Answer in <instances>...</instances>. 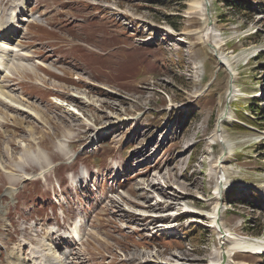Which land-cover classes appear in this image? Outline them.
I'll use <instances>...</instances> for the list:
<instances>
[{
	"label": "rangeland",
	"instance_id": "374dc122",
	"mask_svg": "<svg viewBox=\"0 0 264 264\" xmlns=\"http://www.w3.org/2000/svg\"><path fill=\"white\" fill-rule=\"evenodd\" d=\"M202 1L26 6L18 40L53 69L2 67L30 110L0 100V264H264L230 247L264 243V0Z\"/></svg>",
	"mask_w": 264,
	"mask_h": 264
},
{
	"label": "bare ground",
	"instance_id": "6f19581e",
	"mask_svg": "<svg viewBox=\"0 0 264 264\" xmlns=\"http://www.w3.org/2000/svg\"><path fill=\"white\" fill-rule=\"evenodd\" d=\"M33 1L34 0L15 1L13 3V8L11 9V13L9 15L3 14V16L1 17V20H0V55L5 56V58H6V60L4 62L0 63V100H2L7 106H10L11 108L18 110V111H25V109H29V108H28V106H24L18 98L11 95V92H8L9 91L8 87L3 85V82H4L3 78H9V76H10L8 71H7V73H5V70H7L6 68L4 70L2 69V67L6 66L5 63H12L13 65H16L17 62H19V63H23L25 65H29V63L32 62V63H35L36 65L42 66L43 68L48 66V67L53 69L51 64H45L41 60L33 62V60L35 59L33 56L35 54L34 51L29 50L30 48L27 45L22 44V42L20 40H18L17 33L15 31L17 26L14 23H16V22L26 23V26L31 24L29 27H31L32 24H41L40 22H36V21H39V18L37 16V14L35 15L34 13H32V11H29L30 13H28L26 16L20 15L21 13L24 12V9L26 8V6ZM39 1H41V0H39ZM35 2H36V0H35ZM203 2L204 1H202V0H192L191 5L189 6V8H190L189 10L193 13H194V11L202 10L204 7ZM172 35H176V33H173ZM203 38H204V42L207 41V39L209 38L208 34L206 33V35L203 36ZM16 40H18L16 45H14L12 48H8L7 45L12 44ZM211 50L213 53L215 52V49L213 47H211ZM12 53H14L13 54L14 57L8 59L9 55ZM21 58H24L26 60H21ZM10 59H12V61H15V62H12ZM33 67H37V66H33ZM56 67L57 66H55V69H56ZM15 68H16L15 70L21 71L17 66ZM21 72H25V71L23 70ZM3 73H4V75L2 76ZM20 86L23 88L24 85L21 84ZM25 86H28V85H25ZM33 113H35V112H33ZM0 114H1V112H0ZM36 119H38V118H36ZM215 134H216L215 135L216 137H214V139H215V141L218 142L219 139H221L220 129L216 130ZM226 145H228V144L223 142L221 144V147H223V149L226 150V148H227ZM224 180H226L225 175H224ZM222 182H223V180L221 182L217 183V185L215 187V191L221 192V189L224 188L225 185L227 186L228 181L225 183H222ZM220 192H219V194H220ZM11 194L14 197V194L10 193V195ZM143 206H142V208H144ZM183 208L186 209V211H188V209H189V208H186L185 205ZM216 213H217V208H214L213 211L210 214H208V216H210V218L212 220V221L211 220L210 221L213 225L218 224V222L220 221L219 220L220 215L216 214ZM1 217H2V215L0 213V220H1ZM222 239H224V238L221 237V240ZM230 242H231L230 247H231V249L233 248L232 249L233 251L234 250H240V251L248 252V253L249 252L257 253V252H263L264 251V243H262L263 244L262 245V244H258V243H251L248 240H241V239H239V241L236 239H233ZM45 247H47V249L42 250L43 253L46 252V255L44 256L45 257V263L44 264H68L65 261H61L63 259V257H61L60 259H57L55 251L53 250V248L49 244H46ZM234 255H236V253H234L233 256ZM33 256L35 257V256H37V254L34 253ZM44 257L43 258L40 257V259H44ZM70 257H71V255H70ZM30 259H32V258H30ZM9 260H10V262H9L10 264H25V263H23V260H21V256L16 255L15 253H12L9 256ZM221 260L225 261L226 257L224 255H221V259H220V261H218V264L223 263ZM41 263H43V261Z\"/></svg>",
	"mask_w": 264,
	"mask_h": 264
},
{
	"label": "trees",
	"instance_id": "16d2710c",
	"mask_svg": "<svg viewBox=\"0 0 264 264\" xmlns=\"http://www.w3.org/2000/svg\"><path fill=\"white\" fill-rule=\"evenodd\" d=\"M218 1V0H216ZM223 3L226 4L228 8H232L234 9L235 11H239L240 10V5H238L237 3H234L232 2L231 0H223ZM264 10H262L263 12ZM174 27V26H173ZM175 28V27H174ZM253 113H256V112H253ZM252 195V200L257 202L258 204H263L264 202L262 201L261 198H259L256 194H251ZM245 203H248V202H245Z\"/></svg>",
	"mask_w": 264,
	"mask_h": 264
},
{
	"label": "water",
	"instance_id": "95a60500",
	"mask_svg": "<svg viewBox=\"0 0 264 264\" xmlns=\"http://www.w3.org/2000/svg\"><path fill=\"white\" fill-rule=\"evenodd\" d=\"M222 64V63H221Z\"/></svg>",
	"mask_w": 264,
	"mask_h": 264
}]
</instances>
